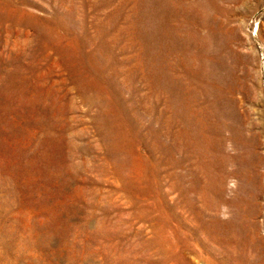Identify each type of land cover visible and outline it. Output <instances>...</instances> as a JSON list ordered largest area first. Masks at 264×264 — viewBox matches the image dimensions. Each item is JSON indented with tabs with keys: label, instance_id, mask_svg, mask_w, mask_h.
<instances>
[{
	"label": "rangeland",
	"instance_id": "rangeland-1",
	"mask_svg": "<svg viewBox=\"0 0 264 264\" xmlns=\"http://www.w3.org/2000/svg\"><path fill=\"white\" fill-rule=\"evenodd\" d=\"M0 264H264V0H0Z\"/></svg>",
	"mask_w": 264,
	"mask_h": 264
}]
</instances>
